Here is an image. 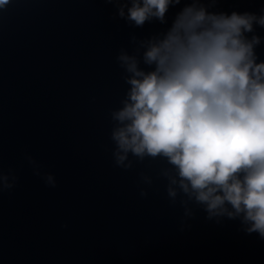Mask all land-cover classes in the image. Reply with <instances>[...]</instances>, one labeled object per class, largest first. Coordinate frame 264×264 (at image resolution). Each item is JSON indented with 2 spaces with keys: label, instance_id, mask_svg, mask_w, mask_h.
<instances>
[{
  "label": "clouds",
  "instance_id": "9594fccd",
  "mask_svg": "<svg viewBox=\"0 0 264 264\" xmlns=\"http://www.w3.org/2000/svg\"><path fill=\"white\" fill-rule=\"evenodd\" d=\"M111 19L143 28L167 24L170 8L183 3L166 30L146 38L130 36L116 62L127 90L110 110L115 167L125 171L145 160L163 162L156 173L166 181L170 205L183 209L180 230L202 209L207 220H239L242 231L264 240V60L256 49L264 37V8L215 11L220 0H104ZM10 0H0L5 9ZM131 157V158H130ZM34 175L55 187L31 157ZM140 183L151 187L144 172ZM17 176L0 169V193ZM140 188L142 198L148 196ZM67 227V224L62 225Z\"/></svg>",
  "mask_w": 264,
  "mask_h": 264
}]
</instances>
